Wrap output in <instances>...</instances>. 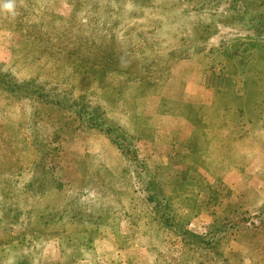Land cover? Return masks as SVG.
<instances>
[{
    "label": "rangeland",
    "instance_id": "obj_1",
    "mask_svg": "<svg viewBox=\"0 0 264 264\" xmlns=\"http://www.w3.org/2000/svg\"><path fill=\"white\" fill-rule=\"evenodd\" d=\"M15 9L0 11V67L69 99L63 109L0 93V264H264V0ZM230 48L256 67L218 53ZM198 68L232 80L244 126L217 128L211 109L174 100Z\"/></svg>",
    "mask_w": 264,
    "mask_h": 264
},
{
    "label": "trees",
    "instance_id": "obj_2",
    "mask_svg": "<svg viewBox=\"0 0 264 264\" xmlns=\"http://www.w3.org/2000/svg\"><path fill=\"white\" fill-rule=\"evenodd\" d=\"M233 11V10H232ZM232 17H238L240 18V20H244L245 18H243L245 15L248 16V18L246 19V21H249L250 19H255L257 16H259L260 14L257 12H253L252 9L249 10H244V11H239L238 9H235V11L232 14ZM185 16V15H184ZM182 16V17H184ZM209 25H204L203 30L205 31L206 28ZM143 27V26H142ZM161 29V25L157 24L156 26V30ZM184 31V28L182 29V32ZM145 32V30L143 29V33ZM147 32V31H146ZM203 36V35H202ZM202 36L196 38H202ZM248 45H246L244 47L243 50H245V48H247ZM249 47L251 48H255V44H249ZM236 48V47H235ZM219 52L218 53H222L223 51L226 52L227 57H233V56H240L241 58L243 57L245 59V62L249 65H252L253 67H256L255 65V56L253 54H247L244 52L243 55H235L233 48H230L228 51L227 50H220L218 49ZM242 50V52H243ZM228 58V59H229ZM242 58V59H243ZM234 59V58H232ZM232 62H229V64L226 65L225 70L222 74V76H224L226 73L230 72V68L233 67L234 69V64ZM45 67V64H42L40 69H43ZM7 71H4V69H2V66L0 67V93L4 94L5 96L12 98L15 101L21 102L23 100H31V104L32 102H36V104L38 106H47V105H53V107H61L63 109H66L68 106V99L69 96L63 94L60 96H58V94L56 91H54L51 88H47V84L44 82H40L37 80V74H34V76H29V77H22L20 78L16 72L6 69ZM256 71L255 68H249L247 70V72L251 73V72ZM258 72H264L262 70H258ZM217 78H213V82L215 84H222V83H227L229 85H232L233 82L230 79H225L223 77H219L221 78V80H219L218 76H216ZM246 82V81H245ZM57 96V97H56ZM84 107L86 108V111H84ZM41 108V107H39ZM38 107L35 106V108L32 110L31 112V118L34 121V123H38V121L41 120V114L39 112ZM82 113H87L88 109H90L88 111L89 113V119L92 123L93 126L98 127L102 130H104L105 132H111V127L107 126L104 127L102 126V123L99 119H98V114H99V108L97 106H92L89 108V105L86 104L85 102H82ZM78 116L79 119L82 120V116L81 114H79L78 112ZM87 121H89L87 119ZM90 123V125H91Z\"/></svg>",
    "mask_w": 264,
    "mask_h": 264
},
{
    "label": "crops",
    "instance_id": "obj_3",
    "mask_svg": "<svg viewBox=\"0 0 264 264\" xmlns=\"http://www.w3.org/2000/svg\"><path fill=\"white\" fill-rule=\"evenodd\" d=\"M239 74L241 77L240 71L236 73V76ZM211 79V76L200 73L198 68L195 73L193 71L189 75L187 84L182 78L178 93L173 95L174 100L193 106H201L205 111L211 109L213 111L212 119L217 123V128L222 127L223 121L226 122L227 127L239 128L244 126L246 120L243 113V98L229 84H215ZM193 87L196 88L195 91L192 90Z\"/></svg>",
    "mask_w": 264,
    "mask_h": 264
},
{
    "label": "clouds",
    "instance_id": "obj_4",
    "mask_svg": "<svg viewBox=\"0 0 264 264\" xmlns=\"http://www.w3.org/2000/svg\"><path fill=\"white\" fill-rule=\"evenodd\" d=\"M0 11H5L14 17L17 14L15 0H0Z\"/></svg>",
    "mask_w": 264,
    "mask_h": 264
}]
</instances>
